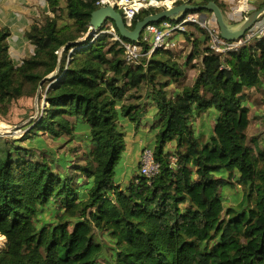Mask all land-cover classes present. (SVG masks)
<instances>
[{"label": "trees", "instance_id": "trees-1", "mask_svg": "<svg viewBox=\"0 0 264 264\" xmlns=\"http://www.w3.org/2000/svg\"><path fill=\"white\" fill-rule=\"evenodd\" d=\"M98 1L47 0L50 15L27 33L35 53L20 66L10 55V30L0 28V117L13 101L38 95L47 106L31 132L79 143L85 162L71 166L66 156L57 171L0 135V234L7 239L0 264H264V145L248 144L245 96L264 92V39L222 60L208 54L204 32L188 37L194 52L186 66L199 56L202 68L186 85L170 51L131 66L105 27L79 42ZM210 2L223 11L220 0L195 5ZM159 12L141 11L130 29ZM145 90L158 110L152 149L160 172L137 173L122 188L114 183L126 146L118 112L132 115L139 104L126 101L144 98L129 93ZM171 143L175 150L166 152ZM236 187L244 193L229 198L226 188Z\"/></svg>", "mask_w": 264, "mask_h": 264}, {"label": "rangeland", "instance_id": "rangeland-1", "mask_svg": "<svg viewBox=\"0 0 264 264\" xmlns=\"http://www.w3.org/2000/svg\"><path fill=\"white\" fill-rule=\"evenodd\" d=\"M62 5L65 6V0H61ZM165 2V0H162ZM173 1V0H170ZM201 0H181L177 2H189L195 4ZM264 0H220L223 3V11L226 16V19L230 24H238L242 22L246 17L255 12L260 4ZM177 6L176 3H167L165 5H160L159 7L149 8V9H158L165 10L167 8H172ZM209 16L212 22L215 21V17L212 13H187ZM184 16V15H181ZM180 16V17H181ZM44 17L40 20L43 21ZM264 20V17L261 18L260 22ZM108 25H105L104 31H106ZM188 33L186 35H177V41L181 42L182 48L178 51L172 52L174 55V60L177 61L185 70L186 78L184 82L186 85H192L194 79L202 68L201 57L197 56L196 64L192 63L189 66H186L187 59L193 54L192 42H189L188 37H193V39L201 38V32L199 29L193 26H188ZM87 35L83 37L80 41H85ZM205 47L200 46L199 49L202 50ZM63 52H60V57L63 56ZM194 66V67H193ZM176 87V86H174ZM169 94L173 92L172 89H168ZM42 90L40 89V92ZM132 94L142 95L141 99L147 97L146 90L142 93H135L131 91ZM247 97L246 105L248 103L251 107L250 119L251 126L248 132V144L252 148L263 149L264 145V92L257 91L255 88L247 90L245 92ZM139 104L137 108L133 110V114L124 116L122 111L118 112V129L125 132L126 134V146L125 150L119 160L118 164L114 170V183L115 185H120L122 188H126L135 178L136 174L140 170V160L145 148H154L157 140V131L154 128V124L158 119V110L155 101L149 97L144 98L143 100L139 99H128L126 104ZM47 106L44 99H40L39 96L27 97L24 96L20 99H17L12 102L10 106V112L5 117H0V135L5 137L10 141L18 140V143L26 148H31L35 150L37 155L45 156L49 162H51L57 171H60L61 159L66 156L69 158L71 166H84L85 162L83 159V153L81 151L77 152L76 150L79 147V143L74 142L72 145H68L65 139H56L51 135L45 134L41 131L31 132V129L42 117L44 108ZM133 120H132V119ZM210 128L213 126L212 119H207ZM200 125V123H199ZM202 124L201 127H203ZM31 132V133H30ZM254 140V141H253ZM255 141L260 142V146L256 147ZM175 143L168 145L166 152H173L175 150ZM73 173V172H72ZM237 176L234 178L236 179ZM233 181H235L233 179ZM244 192L242 188H226L225 194L229 198L233 196L242 195ZM242 196H240L241 198ZM49 218V216H48ZM1 239V234H0ZM6 242L0 251L5 248Z\"/></svg>", "mask_w": 264, "mask_h": 264}, {"label": "built area", "instance_id": "built-area-1", "mask_svg": "<svg viewBox=\"0 0 264 264\" xmlns=\"http://www.w3.org/2000/svg\"><path fill=\"white\" fill-rule=\"evenodd\" d=\"M177 1L181 0H165V2L162 0H99L97 4L101 7H115L122 14L125 22L132 26L141 11L167 3H176L177 5L179 3ZM188 26L196 27L199 31L204 32L208 38V54L222 60L229 58L232 54H238L246 46L264 39V20L256 23L240 39L228 41L221 37L217 23L212 22L209 16L205 18L202 15L195 14H185L173 20L151 24L144 29L138 42L122 39L117 35L113 27V32H108L107 30L104 32L112 34L115 40L120 43L124 50L126 64L138 66L144 59L147 60L146 64H148L157 51L167 50L175 52L181 49V42L177 41L176 36L187 34ZM97 34L94 36L95 38H97ZM226 68V66H222V69ZM173 162L176 161L174 160ZM159 172L160 164L155 159L154 150L145 148L140 160V175L151 179L158 175Z\"/></svg>", "mask_w": 264, "mask_h": 264}, {"label": "water", "instance_id": "water-1", "mask_svg": "<svg viewBox=\"0 0 264 264\" xmlns=\"http://www.w3.org/2000/svg\"><path fill=\"white\" fill-rule=\"evenodd\" d=\"M208 11L215 17V21L220 30L221 37L228 41H235L244 36V34L251 29L261 18L264 17V6L250 14L242 22L238 24H230L226 19V16L220 6L215 2H210L207 5H195L189 2H184L181 5H177L172 8L162 10L157 14L147 16L141 21H138L134 30L130 29V26L125 22L122 14L113 6H104L92 13L90 21V28L87 34V38L94 37L96 34L105 27L108 21L115 24L121 38L138 42L144 29L151 24H158L165 20H173L181 15L187 13H202ZM207 18L208 16H203ZM77 43H74V46ZM56 75H52L49 79L54 80Z\"/></svg>", "mask_w": 264, "mask_h": 264}, {"label": "crops", "instance_id": "crops-1", "mask_svg": "<svg viewBox=\"0 0 264 264\" xmlns=\"http://www.w3.org/2000/svg\"><path fill=\"white\" fill-rule=\"evenodd\" d=\"M45 15H50L47 0H0V28H8L11 32L10 55L15 66L34 55L35 47L27 33ZM172 90L177 91L176 88Z\"/></svg>", "mask_w": 264, "mask_h": 264}, {"label": "bare ground", "instance_id": "bare-ground-1", "mask_svg": "<svg viewBox=\"0 0 264 264\" xmlns=\"http://www.w3.org/2000/svg\"><path fill=\"white\" fill-rule=\"evenodd\" d=\"M108 32H113V28L111 27L110 30L109 28L107 29ZM6 238L1 236V239H0V247H2L4 245V243L6 242L5 240Z\"/></svg>", "mask_w": 264, "mask_h": 264}]
</instances>
